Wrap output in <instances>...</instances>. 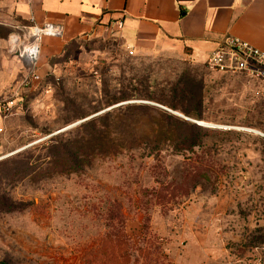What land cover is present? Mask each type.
Masks as SVG:
<instances>
[{
  "label": "rangeland",
  "instance_id": "obj_1",
  "mask_svg": "<svg viewBox=\"0 0 264 264\" xmlns=\"http://www.w3.org/2000/svg\"><path fill=\"white\" fill-rule=\"evenodd\" d=\"M23 22L16 0H0L2 97L9 92L7 85L20 86L28 69L25 61L8 54L9 38ZM81 42L84 46L52 62L53 73L22 86L21 100L4 121L0 264H89L86 257L100 239H114L104 221L114 203L122 206L127 241L112 244L104 264H264V247L249 246L258 228H264V86L242 75L211 72L205 65L207 53L194 58L172 43L151 51L132 49L131 54L117 34ZM103 83L169 102L200 119L160 102L127 103L242 133L216 138L218 147L211 152L200 150L203 157L216 160L219 179L213 177L189 198L156 205L167 194L162 183L172 179L184 158L167 148L158 163L135 151L96 161L79 175L38 184L13 182L12 168L5 163L77 123L66 125L74 115L65 111L66 104H82L77 109L88 111L86 105ZM0 104L2 108L4 101ZM205 142L213 143L209 137Z\"/></svg>",
  "mask_w": 264,
  "mask_h": 264
},
{
  "label": "trees",
  "instance_id": "obj_2",
  "mask_svg": "<svg viewBox=\"0 0 264 264\" xmlns=\"http://www.w3.org/2000/svg\"><path fill=\"white\" fill-rule=\"evenodd\" d=\"M82 46L84 44L81 38L66 44L62 54L51 59V63ZM136 99L160 102L171 109L181 110L187 116L200 119L199 116L169 102L137 95L124 88L116 89L103 83L102 88L95 92L90 103L86 105L88 111L81 110L82 107L77 109L79 106H85L82 104H66L65 111L71 109L74 112L66 125L74 121L83 123L18 153L14 159L5 163L12 168V181L18 183L27 180L38 184L58 176L79 175L86 169H91L96 161L135 151L142 154V159L153 158V161L158 163L161 152L167 148L173 149L184 158L179 163L180 169L173 173L172 179L168 180L169 174L168 182L162 183L163 191L167 194L159 196L156 205L165 207L175 199L189 198L199 186L211 182L213 177L219 179L216 174V160L203 157V152H207L204 149L210 152L211 149H217L218 137L242 136V133L193 124L150 106L127 104L114 107ZM107 109L109 110L106 111ZM50 134L51 132L47 133ZM207 137L212 140V144L205 142ZM261 142L264 144V140ZM200 150H203L201 154ZM38 151L40 153L36 155ZM169 195L171 198H167ZM104 221L105 228L111 229L109 234L113 235L114 239L101 238L97 247L86 257L89 264H104L105 254L111 253L110 246L121 245L122 241H127L123 234L125 217L120 204L114 203L107 208ZM257 234L263 235L257 237ZM249 246L264 247V228H258Z\"/></svg>",
  "mask_w": 264,
  "mask_h": 264
},
{
  "label": "crops",
  "instance_id": "obj_3",
  "mask_svg": "<svg viewBox=\"0 0 264 264\" xmlns=\"http://www.w3.org/2000/svg\"><path fill=\"white\" fill-rule=\"evenodd\" d=\"M18 4L26 21L22 25L63 27L61 37L43 40L37 68L41 78L55 71L51 59L60 56L66 44L85 37L117 34L128 48L139 52L172 43L194 58L207 53L205 62L230 37L264 53V0H30ZM25 62V78L18 88L7 85L9 92L6 98L0 95V103L20 101L24 84L39 83L31 78V65ZM4 125L0 115V129Z\"/></svg>",
  "mask_w": 264,
  "mask_h": 264
},
{
  "label": "built area",
  "instance_id": "obj_4",
  "mask_svg": "<svg viewBox=\"0 0 264 264\" xmlns=\"http://www.w3.org/2000/svg\"><path fill=\"white\" fill-rule=\"evenodd\" d=\"M30 0H16L17 3H27ZM56 32L53 35L51 33ZM63 27L47 24L16 26L8 41V54L11 57L28 61L31 65L30 76L35 82L41 81L37 68L41 57L43 40L46 37H61ZM32 50L35 55L30 56ZM129 48L131 54L133 52ZM207 69L222 75H242L249 80L264 86V53L237 38H227L205 62ZM17 100L13 98L4 103L1 108V119L5 121L13 114ZM4 129H0V148Z\"/></svg>",
  "mask_w": 264,
  "mask_h": 264
},
{
  "label": "water",
  "instance_id": "obj_5",
  "mask_svg": "<svg viewBox=\"0 0 264 264\" xmlns=\"http://www.w3.org/2000/svg\"><path fill=\"white\" fill-rule=\"evenodd\" d=\"M127 104H130V103H126V104H123V105H127ZM132 104V103H131ZM102 113H104V112H102ZM102 113H100V114H102ZM97 116V115H96ZM93 117H95V116H93ZM93 117H91V118H93ZM91 118H89V119H91ZM81 123H83V122H77V123H75V124H73V125H71V126H69V127H66L64 130H61L60 132H58V133H56L55 135H58L59 133H62V132H64V131H67V130H69V129H71V128H73V127H75V126H77V125H79V124H81ZM201 125H203V124H201ZM55 135H53V136H55ZM53 136H51V137H53ZM51 137H49V138H51ZM48 138V139H49Z\"/></svg>",
  "mask_w": 264,
  "mask_h": 264
},
{
  "label": "clouds",
  "instance_id": "obj_6",
  "mask_svg": "<svg viewBox=\"0 0 264 264\" xmlns=\"http://www.w3.org/2000/svg\"><path fill=\"white\" fill-rule=\"evenodd\" d=\"M51 34L55 35V34H57V33H56V32H53V33H51ZM29 55H30V56H34L35 53H34L32 50H30Z\"/></svg>",
  "mask_w": 264,
  "mask_h": 264
},
{
  "label": "bare ground",
  "instance_id": "obj_7",
  "mask_svg": "<svg viewBox=\"0 0 264 264\" xmlns=\"http://www.w3.org/2000/svg\"><path fill=\"white\" fill-rule=\"evenodd\" d=\"M197 123H199V122H197Z\"/></svg>",
  "mask_w": 264,
  "mask_h": 264
}]
</instances>
